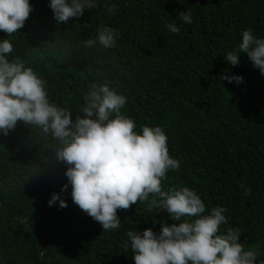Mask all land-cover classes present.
<instances>
[{
    "label": "trees",
    "instance_id": "16d2710c",
    "mask_svg": "<svg viewBox=\"0 0 264 264\" xmlns=\"http://www.w3.org/2000/svg\"><path fill=\"white\" fill-rule=\"evenodd\" d=\"M187 10L191 24L179 18ZM169 23L180 32H170ZM106 25L119 33L115 46L87 48L84 41ZM249 29L264 39V0H97L83 16L59 24L45 0H34L25 26L11 36L0 31V40L13 43L9 59L32 67L46 82L50 103L68 108L73 119L84 115L90 84L111 82L127 97L121 114L135 121L134 130L161 126L170 156L180 161L162 189L195 190L204 214L226 208L219 233L238 228L264 260V75L246 53L236 66L225 59ZM229 70L245 79L222 80ZM55 143L22 121L7 135L0 132V264H135L127 231L159 233L161 221H174L145 201L118 210L120 228L103 231L73 202L70 184L62 191L68 165L57 160ZM53 193L66 208L58 201L49 206Z\"/></svg>",
    "mask_w": 264,
    "mask_h": 264
},
{
    "label": "clouds",
    "instance_id": "9594fccd",
    "mask_svg": "<svg viewBox=\"0 0 264 264\" xmlns=\"http://www.w3.org/2000/svg\"><path fill=\"white\" fill-rule=\"evenodd\" d=\"M104 1L111 4L114 0ZM96 3L45 0L58 24L83 16ZM115 8L110 5L107 11L114 13ZM33 10L34 0H0V31L7 36L17 33L30 20ZM179 18L187 24L193 22L190 10L181 11ZM166 27L172 33L180 32L174 23ZM118 35L113 26L106 25L84 45L112 48ZM13 51L9 39L0 40V132L7 135L22 121L39 128L41 135L50 134L56 142L52 148L57 160L68 165V183L62 191L70 184L73 202L99 222L103 231L120 228L118 210L145 201L149 210L162 208L174 221L170 225L161 221L159 233L152 228L127 231L125 247L130 246L135 264H256V260L264 264L260 251L246 243L238 228L219 233L220 226L228 222L226 208L217 206L204 214L206 204L195 190L187 186L162 189L161 181L167 179L169 170L180 167V161L170 156L168 137L161 126L145 125L140 129L142 134L134 130L135 121L121 114L127 97L111 88V82L90 84L81 110L84 115L73 119L68 108L50 103L46 82L32 67H26L19 58L9 59ZM241 52L264 75V39L253 35L251 29L243 31L238 50L228 52L225 59L236 66ZM229 73L231 76L225 74L221 79L237 85L245 79ZM241 188L246 196L251 194L250 188L243 184ZM57 201L60 208L67 207L60 193L51 195L49 206Z\"/></svg>",
    "mask_w": 264,
    "mask_h": 264
},
{
    "label": "bare ground",
    "instance_id": "6f19581e",
    "mask_svg": "<svg viewBox=\"0 0 264 264\" xmlns=\"http://www.w3.org/2000/svg\"><path fill=\"white\" fill-rule=\"evenodd\" d=\"M251 176V175H250ZM252 180H254V179H252ZM252 180H250L249 182H251ZM253 183V182H252ZM251 184V183H250ZM252 186V185H251ZM253 188V187H252ZM252 190V189H251ZM253 195V194H252Z\"/></svg>",
    "mask_w": 264,
    "mask_h": 264
}]
</instances>
